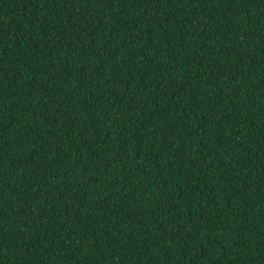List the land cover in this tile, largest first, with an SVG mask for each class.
Here are the masks:
<instances>
[{
    "label": "trees",
    "instance_id": "16d2710c",
    "mask_svg": "<svg viewBox=\"0 0 264 264\" xmlns=\"http://www.w3.org/2000/svg\"><path fill=\"white\" fill-rule=\"evenodd\" d=\"M0 264H264V0H0Z\"/></svg>",
    "mask_w": 264,
    "mask_h": 264
}]
</instances>
